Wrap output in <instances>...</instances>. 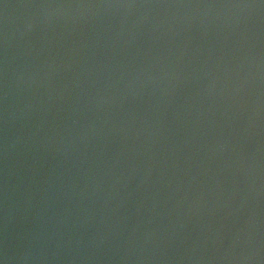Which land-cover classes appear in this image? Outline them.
<instances>
[{"label":"water","instance_id":"obj_1","mask_svg":"<svg viewBox=\"0 0 264 264\" xmlns=\"http://www.w3.org/2000/svg\"><path fill=\"white\" fill-rule=\"evenodd\" d=\"M0 264H264V0H0Z\"/></svg>","mask_w":264,"mask_h":264}]
</instances>
